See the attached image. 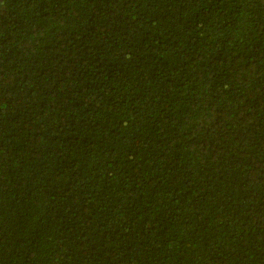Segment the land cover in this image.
<instances>
[{
    "label": "trees",
    "instance_id": "obj_1",
    "mask_svg": "<svg viewBox=\"0 0 264 264\" xmlns=\"http://www.w3.org/2000/svg\"><path fill=\"white\" fill-rule=\"evenodd\" d=\"M0 264H264V0H0Z\"/></svg>",
    "mask_w": 264,
    "mask_h": 264
}]
</instances>
